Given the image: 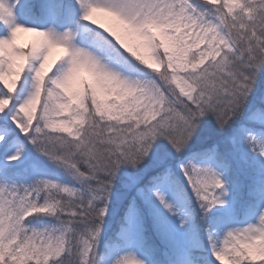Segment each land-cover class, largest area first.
Wrapping results in <instances>:
<instances>
[{"label":"snow or ice","instance_id":"snow-or-ice-1","mask_svg":"<svg viewBox=\"0 0 264 264\" xmlns=\"http://www.w3.org/2000/svg\"><path fill=\"white\" fill-rule=\"evenodd\" d=\"M0 264H264V0H0Z\"/></svg>","mask_w":264,"mask_h":264},{"label":"rangeland","instance_id":"rangeland-1","mask_svg":"<svg viewBox=\"0 0 264 264\" xmlns=\"http://www.w3.org/2000/svg\"><path fill=\"white\" fill-rule=\"evenodd\" d=\"M21 39H22V40H25V39H27V37H25V36L22 35V36H21Z\"/></svg>","mask_w":264,"mask_h":264}]
</instances>
